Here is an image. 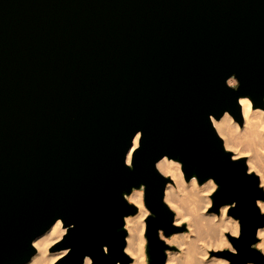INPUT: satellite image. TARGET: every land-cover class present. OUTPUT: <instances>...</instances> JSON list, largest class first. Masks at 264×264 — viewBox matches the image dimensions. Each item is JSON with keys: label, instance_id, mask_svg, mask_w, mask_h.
<instances>
[{"label": "water", "instance_id": "obj_1", "mask_svg": "<svg viewBox=\"0 0 264 264\" xmlns=\"http://www.w3.org/2000/svg\"><path fill=\"white\" fill-rule=\"evenodd\" d=\"M243 96L264 108V0H0V264L28 261L58 219V264H129L126 194L141 185L149 264H165L164 237L184 229L165 156L212 178V210L238 220L235 251L217 254L264 264L260 177L213 124H242Z\"/></svg>", "mask_w": 264, "mask_h": 264}, {"label": "bare ground", "instance_id": "obj_2", "mask_svg": "<svg viewBox=\"0 0 264 264\" xmlns=\"http://www.w3.org/2000/svg\"><path fill=\"white\" fill-rule=\"evenodd\" d=\"M233 80V78L229 79V83L233 84ZM240 104L243 114V125L239 124L228 111H226L219 119L213 118V124L220 136L223 138L225 147H231L233 150L235 149L234 157L246 152L245 145L247 143L244 145V142H241L243 137L254 143H262V141H264V108L253 106L251 99L247 96L240 97ZM241 125L243 126V129L241 128ZM240 135L241 137L243 136L241 140L239 139ZM138 136L139 135L135 137L133 145L129 150L128 162H130L132 150L138 144ZM258 161L257 155H252L248 158L247 162L250 171L253 168H256L260 172L264 171V168L262 169L261 166L258 165V163L260 164L262 162ZM257 165L259 168H257ZM261 165L264 167V164ZM157 167L162 173L171 175L174 181L178 183L177 186L179 185V187H181V185L184 184L182 185L183 187L186 185V187H183L182 189L187 190H183L184 193L182 194L183 191L180 188V190L176 189L171 182H168L166 186L165 201L168 204H172L173 207L176 208L175 223L178 224L186 220L189 228V231L184 234L176 233L174 235L175 237H166L168 242H179L182 245V252L179 254H177L178 252H168L166 263L227 264V261H224L219 257L207 259L206 254L210 248H219L229 245L226 233L230 232L232 235L238 233L237 219L227 214L230 205H223L220 208V213L205 214L202 213L203 211H199L201 210L198 208L200 204L192 201L195 197L196 202L200 201L201 203L202 200L203 202L204 200L208 201L207 198L209 197V194L217 188V183L212 178H208L204 182L199 183L195 175H193L189 180H186L181 169L180 161L168 158L167 156L157 162ZM262 174L264 173H261L260 176ZM261 180L264 181V175H262ZM186 194L187 199L190 198V200L196 204V206L194 205L191 209L185 203ZM183 196L185 200L182 199ZM190 196H192V198ZM126 198L133 202L138 208L137 213L125 216V227L128 231L126 235L125 251L133 259L129 264H147L145 260L146 251L143 246L145 215L148 212L144 202V185L134 187L130 193L126 194ZM190 200L189 202L192 203ZM209 202L211 201L209 200L207 203L205 202L204 208L209 206ZM190 203V206L193 205V203ZM258 204L260 208L264 210V200H259ZM66 230L67 228L63 226L61 219L56 220L46 231L39 234L34 239L33 243L36 247V252L23 264H58L60 261L59 259L69 253L70 248L66 247L62 249H54L56 251H49V248L54 246L56 242L63 237ZM258 235L261 236V240L257 244L259 247L263 248L264 226L258 229ZM83 264H92V258L90 256H86ZM247 264L254 263L248 262Z\"/></svg>", "mask_w": 264, "mask_h": 264}, {"label": "rangeland", "instance_id": "obj_3", "mask_svg": "<svg viewBox=\"0 0 264 264\" xmlns=\"http://www.w3.org/2000/svg\"><path fill=\"white\" fill-rule=\"evenodd\" d=\"M236 80L234 79L233 80V84L232 85H236ZM243 125V124H242ZM241 125V128L243 129V126ZM242 135V134H241ZM241 135L239 136V139L241 140L242 139V137H241ZM241 137V138H240ZM241 142H244V145H245V149H246V152L245 153H242V154H239V155H237L236 157H246V160L248 161V158L250 157V156H252V155H257V159L260 161V162H262V163H258V165H260L261 166V168L263 169L264 167H262V165L261 164H264V141H262V143H254V142H252V141H248V139L247 138H245V137H243V139L241 140ZM254 143V144H253ZM259 146V147H258ZM258 148H260V149H258ZM228 150H230V151H232L233 152V154H235V149L233 150V148H231V147H229V148H227ZM244 149V150H245ZM258 149V150H257ZM258 151V152H257ZM244 152V151H243ZM247 152H249V153H247ZM257 152V153H256ZM250 155V156H249ZM259 157V158H258ZM258 161V162H259ZM247 164H248V162H247ZM257 165V166H258ZM257 168H259V166L257 167ZM261 169V170H262ZM251 171H253V172H255V173H257L258 175H259V177H260V184L262 185V187L264 188V181H262L261 180V177H262V175H264V174H262L261 176H260V174L261 173H264V171L262 172H260L259 170H257L256 168L254 169H252ZM165 174V173H164ZM166 176H169V177H171V175H169V174H165ZM184 175V174H183ZM172 178V177H171ZM183 180L185 181V179L183 178ZM262 182V183H261ZM171 183L173 184V186L176 188V189H181L182 191L184 190H186V189H182L183 187H186V185L185 186H183L182 187V185H184V184H182L181 185V187H179V185L177 186V184L178 183H176L175 181H174V179L172 178V181H171ZM188 187V186H187ZM179 189V190H180ZM216 190V189H215ZM214 190V191H215ZM181 191V192H182ZM184 191L182 192V194L184 193ZM187 191V190H186ZM213 191V192H214ZM180 192V193H181ZM213 192L211 193V194H209V197L207 198L208 199V201L210 200L211 202H209L208 204H209V206H207V208L205 207L204 208V205H205V202L207 203L208 201H205L204 200V202H203V200L201 201V203H200V201H198V202H196V197H195V199H193L192 201L194 202V203H198V204H200V206L198 207L199 209H201V210H199V211H203L202 213H205V214H208V213H217V212H215V211H213L212 210V194H213ZM187 193V192H186ZM182 194H181V196H182ZM191 198H192V196H190ZM182 199H184L185 200V198H184V196H183V198ZM189 200H190V198H188ZM187 199V194H186V205L191 209L194 205L196 206V204H194L191 200V202L193 203V205H189V200ZM203 199H205V198H203ZM183 200V201H184ZM188 200V201H187ZM195 200V201H194ZM129 201V200H128ZM129 202H131V201H129ZM187 202H189V203H187ZM131 203H133V202H131ZM192 203H190V204H192ZM204 203V204H203ZM134 204V203H133ZM202 204H203V207H202ZM173 210H174V212H175V215H176V208H174L173 207V205L172 204H168ZM172 205V206H171ZM146 206V205H145ZM146 208H147V206H146ZM203 209H206V210H203ZM147 210H148V212L146 213V215H145V229H144V242H143V246H144V248H145V251H146V254H145V260H146V262H147V264H149V255H148V253H147V238H146V234H145V231H146V219H147V217L151 214V212H150V210L147 208ZM263 212H264V210H262ZM137 212H138V209H137ZM136 212V213H137ZM218 213H220V211L218 212ZM228 214V213H227ZM229 215V214H228ZM231 216V215H230ZM231 217H233V216H231ZM234 218V217H233ZM236 219V218H235ZM238 221V220H237ZM177 224V223H176ZM177 225H179V226H184V229L182 230V231H178V232H175V233H173V234H171V235H169L168 237H171V236H174L176 233H180V234H184V233H186V232H188L189 231V228H188V222L186 221V220H184V221H182V222H180V223H178ZM126 228V227H125ZM126 230H127V228H126ZM127 233H128V231H127ZM228 233H230V232H228ZM228 233H226V236H227V240H228V246H225V247H219V248H210L209 250H208V252H207V254H206V257H207V259H210V258H212V257H219L220 259H223L224 261H227V264H231V261L229 260V259H227V258H225V257H222V256H220V255H218L217 254V252L218 251H222V250H225V249H229V250H232V251H235V249H234V247L232 246V243H231V241L229 240V238H228ZM238 233H239V222H238ZM237 233V234H238ZM230 234H232V233H230ZM237 234H233V235H237ZM257 236H258V241L254 244V246L258 249V250H260L263 254H264V247L262 248V247H259L258 246V242L261 240V236H259L258 234H257ZM164 237V236H163ZM175 237V236H174ZM173 238V237H172ZM164 239H165V241L170 245V247L167 249V257H168V252L169 253H177V254H179L180 252H182V250H181V247H182V245L179 243V242H177V243H171V242H168L167 240H166V237H164ZM54 245V244H53ZM52 247L53 246H51L50 248H49V251H56V250H54V249H52ZM128 254V253H127ZM129 255V254H128ZM130 256V255H129ZM131 257V256H130ZM132 258V257H131ZM60 260V259H59ZM132 260L133 259H131V262H132ZM130 262V263H131ZM166 262H167V259H166ZM165 264H167V263H165Z\"/></svg>", "mask_w": 264, "mask_h": 264}]
</instances>
